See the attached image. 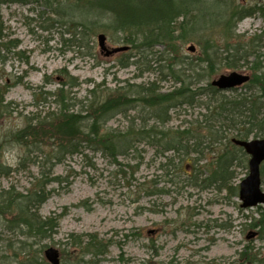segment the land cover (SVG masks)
<instances>
[{"label":"rangeland","instance_id":"1","mask_svg":"<svg viewBox=\"0 0 264 264\" xmlns=\"http://www.w3.org/2000/svg\"><path fill=\"white\" fill-rule=\"evenodd\" d=\"M222 1V10L216 6L209 13L216 18L211 24L214 27L201 29L193 37L177 41L175 61L170 56L169 65L176 61L200 64L204 69L202 77L198 86L191 88L198 89L196 92L210 87L221 75L245 74L250 77L247 85L220 92L217 99L245 95H259V98L262 94L258 76L264 75V0ZM257 3L262 11L238 22L235 29L234 24L231 25L235 30L233 39L223 31L218 20L228 7L233 13ZM45 9L36 4L1 7L6 39L0 46V98L5 91L4 99L9 109L6 114L0 111V144L3 147L0 156L12 172L9 176H0V193L12 190L15 194L26 195L38 181L40 168L30 162L23 170H15L27 150L14 140L12 132L22 129L23 115L57 111V97L48 95L45 103L42 93H56L67 77H74L80 84L74 89H65L70 91L64 95L71 99L74 111L81 108L75 104L86 102L91 90H96L101 99L113 96V100L118 97L113 95L114 91L132 85L147 88L152 84L151 87L160 90L159 96L166 100L171 93L179 96L183 92L176 90L179 85L170 70L158 67V70L140 73L135 66L123 68L118 64L122 54L107 56L102 52L97 40L99 33L107 37L109 49L126 45L112 31L99 30L89 36L93 43L88 50L72 45L68 42L72 34L67 33L72 27L55 24L49 29L53 24L49 19L55 18ZM72 11L76 13L77 10L73 8ZM189 19L192 20V15L184 20ZM190 46L196 47L195 53L188 50ZM234 47H241L242 53L249 58L233 65L226 62L225 56L231 59ZM212 49L219 53L221 62L216 65L215 72L214 63L211 66L203 62L207 61V52ZM166 51L162 46L156 48L150 58L159 62L161 54L168 53ZM154 67L156 69V65ZM184 73L189 72L182 70L180 76L187 75ZM196 79L199 78L189 82ZM145 99L154 100L142 97L129 105L125 99L127 106L133 107L128 111V118L118 115L101 128L100 136L107 132L117 135L127 130L135 134L140 132V136H133L135 149L128 157H120L115 162L101 150H88L68 157L54 168V177L62 182L49 186L51 196L39 209L43 219H58V227L51 238H35L33 233L22 237L15 228L17 222L11 212L6 211L8 214L4 217L0 215V264H23L24 259L34 255L42 257L40 264H49L44 255L48 248L60 252L62 264H264V227H253L254 223H264V218H260L264 205L244 210L238 190L235 195L227 189H201L192 185L196 179H206L215 170L218 160L230 153H236L237 160L233 168L235 179L229 186H239L248 176L249 157L232 143L235 131L224 128L223 139L212 142L217 138L210 133L208 127L212 123L202 104L210 98L171 108L170 121L165 125L154 117L160 105L166 107L173 102L155 106L156 102L149 104ZM175 101L179 103L181 98ZM88 105L86 102L85 106ZM143 125L146 129L138 131ZM186 130L197 133L195 136L199 139L207 137L204 153L168 152L166 157L173 160V165L167 174L161 170L165 160L157 154L166 141ZM257 138L263 139L264 131ZM51 148L47 147L46 153ZM31 149L36 152L34 147ZM163 188L170 190L169 194L160 193ZM262 189L264 191V180ZM7 203L5 200V205ZM0 206V210L3 209ZM80 241L84 243L80 245ZM20 252L23 254L17 256Z\"/></svg>","mask_w":264,"mask_h":264},{"label":"trees","instance_id":"2","mask_svg":"<svg viewBox=\"0 0 264 264\" xmlns=\"http://www.w3.org/2000/svg\"><path fill=\"white\" fill-rule=\"evenodd\" d=\"M222 2V0H0V46L6 39L1 7L11 4L41 5L46 8L45 10L50 11V14L55 18L49 19L54 24L49 29H52L55 24H65L72 27L67 31V33L72 34V39L68 41L72 45L88 50L93 43L92 40L89 41V36H94L99 30L112 31L119 38H122L121 41L126 43V46L130 47L129 51L123 53L118 60L121 67L135 66L140 73L155 71L158 70V67L170 70L176 84L179 85L176 90L183 91L179 96H174V93H171L168 95V100H166L159 96L160 90L151 87L152 84L147 88H144L143 85H132L129 88L118 90L119 92L114 91L113 95L118 97L117 100H113V96H110L111 98L104 96L101 99L100 95L95 93L96 90H91L89 91V97L86 98V102L89 103L88 106H85L86 102L82 101L75 104L76 107L81 106L78 111H74L70 102L71 99L64 95L70 92L65 89H74L80 86L74 77H67V81L61 82V87L56 93L49 92V94L45 93L44 95L42 93V100L45 103L48 101V95L56 96L59 109L46 112L44 115L42 113L23 115L22 129L12 132L14 140L19 144L22 143L21 145L24 146L25 151L27 150L15 170H23L26 164L30 162V164L40 168V177L36 178L38 181L32 184L26 195L15 194L12 190L0 193V204L3 207L0 210V215L4 217L8 214L6 211L11 212L17 222L15 228L20 236L26 237L27 233H33L36 235L35 238L43 236L46 239L55 234L58 219L56 217L43 219L39 215V209L51 196L52 191L48 189L49 186L53 183L62 182L59 177H54L53 173L58 164H61L70 156L84 154L88 150L93 152L101 150L115 162L120 157H128L130 152L134 151L135 141L132 139L135 135L140 136V132L135 134L133 131L127 130L118 135L107 132L105 135L100 136L101 128L116 116L121 115L128 118V111L132 110L133 107L127 106L125 99L129 105L137 100L140 101L142 97L153 98V101L152 99L150 101L145 100L149 104L156 102L155 106L173 102L166 107L160 105V111L154 117L162 125H165L170 121L169 114L172 109L182 105H191L194 102L198 103L203 98H210L208 101H202V104L207 115L209 114V121L213 124L208 127L212 131L210 133L215 134L217 138H214L213 143L223 139L224 128H231L235 131L233 138L240 140H247L251 137L257 138L259 133L264 131V100H261L264 98V75L258 76L261 97L257 98L259 95L253 97L245 95L233 99L227 97L217 99L220 92L211 86L198 92H196L198 89H191L198 86L200 77H202L201 72L204 69L200 64L176 61V63L169 65V62H171L170 56L175 61L177 41L183 38H191L201 29L210 30L214 27L211 24L216 22V18L209 15V13L215 10L216 6L222 7V10ZM73 8L77 10L76 13L72 11ZM260 11L262 9L261 7L257 8V5L233 13L228 7L224 11L226 15L220 16L218 22H221L223 31L228 36L231 35L233 39L235 34L233 27L235 29L238 22L255 16ZM189 15H192V20H184ZM208 17L211 18L208 19ZM189 22L190 25L187 27L186 24ZM232 24H234L233 27ZM161 46L168 50L166 51L168 55L162 53L159 62L151 59L150 57L154 55V49ZM232 50L231 59L224 55V60L231 65L241 63L244 59L249 58L242 53L241 47H234ZM207 57V61H203L206 62L204 64H211L212 66L214 63L215 72L216 65L221 63L219 53L212 49L211 52H207ZM155 65L156 69H154ZM182 70L189 73H184L187 75L182 77L180 76ZM193 78L199 79H196L193 83L189 82ZM185 89L187 91H184ZM4 92L1 93L0 111H4L6 114L9 104L4 99ZM176 98H181V101L175 103L178 102L175 101ZM126 107L128 109L124 110ZM207 115L204 116L208 117ZM223 123L226 124V127H223ZM139 129L138 131L146 129L145 125L140 126ZM195 135L198 134L194 132L191 134L188 130L182 131L178 136H173L171 140L162 145L161 151L157 154L165 160L164 163H161L162 171H166L168 174V169L173 165V160L166 157L168 152L175 154L184 152L186 155L204 153V143L207 137L200 136L199 139V136ZM32 147L36 149V152L32 151ZM47 147H52V150L48 153H46ZM2 149V144H0V151ZM235 154L230 153L220 158L216 163L215 170L206 179L201 181L196 179L197 183H192L193 187H200L201 189L203 187L205 189L217 187L221 191L227 189L236 195L238 186L233 188L229 186V183L235 179L233 172L237 160ZM11 172V168L3 162V157L0 156V176H9ZM262 178L264 179V165L262 167ZM169 182L173 184L172 180ZM169 191L163 188L159 192L169 194ZM5 200L8 202L6 205ZM261 215L260 218H264V212ZM257 226L258 228L264 227V223L261 225L254 223L253 227L257 228ZM83 243L82 241L79 242L80 245ZM43 250H40L39 254L42 255ZM21 254L23 253L20 252L17 256H21ZM101 254L104 255V251ZM39 259H42V257L38 255L30 256L23 260V264H40Z\"/></svg>","mask_w":264,"mask_h":264},{"label":"water","instance_id":"3","mask_svg":"<svg viewBox=\"0 0 264 264\" xmlns=\"http://www.w3.org/2000/svg\"><path fill=\"white\" fill-rule=\"evenodd\" d=\"M99 46L106 55L115 54L126 51L127 47L114 48L109 50L106 46V36L101 34L98 36ZM190 52L194 53L196 48L189 47ZM250 77L233 72L227 75L217 77L212 86L218 88L219 91H229L239 88L249 81ZM233 143L242 147L250 156L249 174L240 183L239 198L242 202L243 209H252L264 204V191L262 190L261 166L264 163V139H255L249 141L233 140ZM45 258L50 264H61L60 253L55 248H48L45 251Z\"/></svg>","mask_w":264,"mask_h":264}]
</instances>
